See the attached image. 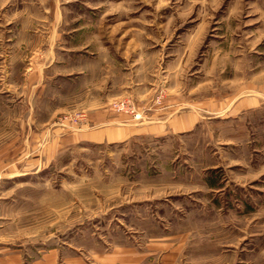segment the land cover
I'll list each match as a JSON object with an SVG mask.
<instances>
[{
	"label": "rangeland",
	"instance_id": "1",
	"mask_svg": "<svg viewBox=\"0 0 264 264\" xmlns=\"http://www.w3.org/2000/svg\"><path fill=\"white\" fill-rule=\"evenodd\" d=\"M55 13L95 23L94 36L119 42L161 79L151 104L168 90L183 108L198 101L199 120L189 131L64 147L38 190L24 193L15 228L53 229L48 242L71 251L129 244L179 251L170 264H264V0H0L1 96L5 72H26L33 53L46 52ZM254 94L257 105L226 113ZM214 102L224 108L210 111ZM131 103L138 119L151 109L128 94L108 106L133 117ZM49 125L91 127L80 106Z\"/></svg>",
	"mask_w": 264,
	"mask_h": 264
},
{
	"label": "crops",
	"instance_id": "2",
	"mask_svg": "<svg viewBox=\"0 0 264 264\" xmlns=\"http://www.w3.org/2000/svg\"><path fill=\"white\" fill-rule=\"evenodd\" d=\"M53 16L56 18L44 36L46 52L33 53L26 72L10 68L4 73L9 86L0 95V264H153V259L158 264H170L179 251H143L129 244L102 251H71L48 242L55 240L53 229L40 234L25 232L24 226L15 228L18 222L14 215L24 205V193L38 190L41 176L49 175L51 162L64 147L189 131L199 120L198 101L183 108L177 95H170L168 90L151 104L161 79L153 77L150 67L143 63L130 62L128 53L117 51L119 42L105 40L101 34L94 36L101 31L95 23L60 19L58 13ZM18 42L15 46H21ZM127 94L142 104H151L143 118L114 113L109 108V101ZM54 100L62 104L56 106ZM258 102L256 94L241 96L229 104L226 113ZM78 106L87 112L91 127L61 131L49 125L56 111ZM208 108L216 111L224 107L214 102ZM41 111L46 113L42 120ZM10 113L11 118H3ZM9 190L11 194H7ZM34 239L44 241L39 246Z\"/></svg>",
	"mask_w": 264,
	"mask_h": 264
},
{
	"label": "built area",
	"instance_id": "3",
	"mask_svg": "<svg viewBox=\"0 0 264 264\" xmlns=\"http://www.w3.org/2000/svg\"><path fill=\"white\" fill-rule=\"evenodd\" d=\"M120 108H123V106L121 105ZM120 108H118V109H120ZM116 111H118V110H116ZM127 112L130 113V114H133V117L135 119H138L141 116V113L136 110V106L133 103H131V109L127 110Z\"/></svg>",
	"mask_w": 264,
	"mask_h": 264
}]
</instances>
